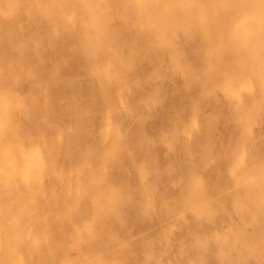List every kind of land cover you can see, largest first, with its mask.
<instances>
[{"label":"bare ground","instance_id":"obj_1","mask_svg":"<svg viewBox=\"0 0 264 264\" xmlns=\"http://www.w3.org/2000/svg\"><path fill=\"white\" fill-rule=\"evenodd\" d=\"M0 264H264V0H0Z\"/></svg>","mask_w":264,"mask_h":264}]
</instances>
